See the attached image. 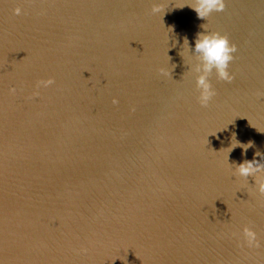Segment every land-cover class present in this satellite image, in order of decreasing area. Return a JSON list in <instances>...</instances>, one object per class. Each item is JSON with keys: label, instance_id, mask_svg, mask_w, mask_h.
<instances>
[{"label": "water", "instance_id": "1", "mask_svg": "<svg viewBox=\"0 0 264 264\" xmlns=\"http://www.w3.org/2000/svg\"><path fill=\"white\" fill-rule=\"evenodd\" d=\"M186 2L0 0V264H264V195L233 174L264 154V0ZM202 24L236 44L207 106Z\"/></svg>", "mask_w": 264, "mask_h": 264}, {"label": "clouds", "instance_id": "2", "mask_svg": "<svg viewBox=\"0 0 264 264\" xmlns=\"http://www.w3.org/2000/svg\"><path fill=\"white\" fill-rule=\"evenodd\" d=\"M187 5L195 11L198 18H207L213 11H223L225 8V0H188L181 7ZM16 14H20L21 9L16 8ZM151 11L153 13H162L164 8L160 3H153ZM203 30L197 31L194 36V44L190 46L188 37L183 38V46L187 45L192 52L196 54L197 63L192 66V70L198 75L195 78L196 88L199 91L197 97L201 106H207L215 95V89L212 86L209 76L215 71L218 79L232 81L234 76L228 71L229 63L234 59L233 53L236 52V44L231 43L227 35H223L216 31H208L202 24ZM175 68V64H173ZM159 71L164 76H169L171 72L166 68H161ZM172 71V70H171ZM54 83V79L49 76L46 79H39L36 82V87H48ZM10 92H15V88H10ZM38 94V93H34ZM113 103L117 100L113 98ZM235 136V133H233ZM233 139V136H232ZM236 140V143H231L227 148L228 154L236 147L240 146L242 151L246 153L247 149L253 145V141L241 142ZM256 157H264L259 151H255L252 159H244L239 163H235L233 174L241 179L247 180L249 176L254 178L256 190L264 195V159L257 160ZM243 243L250 248L260 246V239L253 227L248 225L242 228ZM115 260V259H114Z\"/></svg>", "mask_w": 264, "mask_h": 264}]
</instances>
